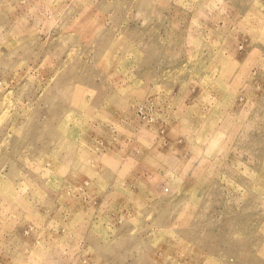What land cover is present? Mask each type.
<instances>
[{"label": "rangeland", "instance_id": "374dc122", "mask_svg": "<svg viewBox=\"0 0 264 264\" xmlns=\"http://www.w3.org/2000/svg\"><path fill=\"white\" fill-rule=\"evenodd\" d=\"M0 264H264V0H0Z\"/></svg>", "mask_w": 264, "mask_h": 264}]
</instances>
